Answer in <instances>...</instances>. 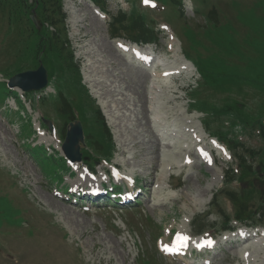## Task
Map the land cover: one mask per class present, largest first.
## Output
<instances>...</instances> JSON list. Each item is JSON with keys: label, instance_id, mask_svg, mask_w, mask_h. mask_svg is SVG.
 Returning <instances> with one entry per match:
<instances>
[{"label": "rangeland", "instance_id": "374dc122", "mask_svg": "<svg viewBox=\"0 0 264 264\" xmlns=\"http://www.w3.org/2000/svg\"><path fill=\"white\" fill-rule=\"evenodd\" d=\"M102 1L95 6L99 5L105 15L96 14L90 0H63L70 46L93 95L88 94L100 107L115 145L106 149L108 140L100 129L92 130L101 139L102 150L98 148V153L109 155L113 150L108 163L102 161L94 176L106 178L102 169L117 164L123 178L134 174L148 190L149 180L155 175L154 184L131 208L101 203L86 212L81 207L84 203L76 206L57 198L54 192L59 187L51 181L65 171L63 165L34 144L44 143L48 153L56 154L62 144L61 128L57 126L60 135L45 132V136L24 139V120L3 116L10 113L1 106L7 89L0 83V264H182L165 258L158 244L168 242L176 231L204 235L213 231L212 227L221 226L223 217L218 209L230 213L231 205L219 193L216 196L220 205H211L212 198L221 189L227 168H235L231 152L220 153L209 168L196 157L191 166H184L182 157L184 160L193 150L186 130L192 126L205 137H228L233 145L242 142L244 148L255 151L245 159L255 166L264 164V0H182V15L176 10L178 0H154L160 12L141 5L139 0H126L129 4L124 0ZM136 5L155 22L156 35L148 47L155 49L157 59L178 65L183 52L194 59L201 74L199 81L188 63L178 76L170 77L171 72L159 78L149 106L147 91L152 74L148 76L130 59L126 62L114 44L117 38L136 41L131 36L136 35L137 27H129L133 18L125 17L121 25L110 23L113 17L128 14ZM13 20L9 23L0 14V81L13 71L33 66V37L28 36L32 26L22 13L14 15ZM160 22L169 26L179 43L171 32L160 30ZM169 38L174 39L172 48H178L179 59L167 47ZM48 75L52 77L49 84L58 91L61 80L54 81L56 73L49 68ZM63 92L73 106L92 113L91 100L73 69ZM43 99L48 100L38 101L45 109L44 116L52 117L49 102L54 96ZM5 105L16 114L13 99H7ZM40 106L32 112L25 103L33 127L40 124ZM56 109L63 111L59 106ZM151 115L154 119L160 115V131L171 134L175 128L180 129L181 138L172 143L162 140ZM73 118L84 126L79 114ZM28 141L34 144H23ZM82 175L86 170L79 164L73 179L65 176V184L82 181ZM212 183H216L214 190L209 188ZM247 203L252 208L257 199ZM257 217L261 224H255L264 226V215ZM241 245L221 247L206 258L213 259L212 264H264V251L256 253V246ZM249 250L248 259L240 258Z\"/></svg>", "mask_w": 264, "mask_h": 264}, {"label": "trees", "instance_id": "16d2710c", "mask_svg": "<svg viewBox=\"0 0 264 264\" xmlns=\"http://www.w3.org/2000/svg\"><path fill=\"white\" fill-rule=\"evenodd\" d=\"M0 0V11L10 12L13 9H19L16 13H21V10H30L31 8H35L39 19L42 21L49 20V22L54 23L56 20H61L63 15L59 14V9L51 8V5H56L58 0ZM101 1V0H100ZM27 12V11H26ZM23 16V15H22ZM60 16V17H59ZM124 16L119 15L117 18V22L121 25L123 23ZM129 27L133 29L137 27V33L135 36H131L133 39L137 41H150L154 39V33L145 25L144 19L138 16H135ZM112 29L118 31L117 26H112ZM139 30V32H138ZM116 34V33H114ZM57 54L54 58L55 61H59L61 59L60 50H56ZM61 107H62V114L65 115L68 119H73L74 117V106L68 102L64 97L59 99ZM78 109V108H76ZM90 109L93 111V119L90 129L88 132L91 133L89 135L90 142L94 145L96 149L102 150L101 139L99 136H95L92 134V130L101 129V134L108 140L107 147H113L111 142L110 133L104 123L103 117L98 109V107L91 101ZM81 110V109H80ZM82 112V110H81ZM236 146V145H234ZM98 149V150H99ZM112 149V148H111ZM109 152H111L109 150ZM240 152H236V157L238 160V168H240L239 175H238V182L242 185H245L244 189H241V195H238L235 192L230 191L229 197L230 200L234 203L236 207V215L239 218L245 219L249 218L253 215V209H263V202H264V164L261 163L254 167L252 164L248 163L245 159V155L243 153L239 154ZM247 154L255 153L252 149H248L246 151ZM262 172L261 174H258ZM227 174H230L229 172ZM234 177L233 174L230 175L229 178ZM254 198L257 199V203L253 205V207H249L247 203L249 200H253ZM243 200V201H242ZM218 205L217 200L214 198L212 205Z\"/></svg>", "mask_w": 264, "mask_h": 264}, {"label": "water", "instance_id": "95a60500", "mask_svg": "<svg viewBox=\"0 0 264 264\" xmlns=\"http://www.w3.org/2000/svg\"><path fill=\"white\" fill-rule=\"evenodd\" d=\"M31 19L35 22L33 17H31ZM10 80L11 84L17 85L24 90L39 89L46 84V70L40 65L36 70L18 73L11 77ZM81 133L82 131L79 123L71 124V129L67 134V143L64 147L67 155L71 158L73 155L71 154L70 149L76 144Z\"/></svg>", "mask_w": 264, "mask_h": 264}, {"label": "bare ground", "instance_id": "6f19581e", "mask_svg": "<svg viewBox=\"0 0 264 264\" xmlns=\"http://www.w3.org/2000/svg\"><path fill=\"white\" fill-rule=\"evenodd\" d=\"M136 50V47H132V50ZM128 53H130V51H127ZM122 56H123V54H121ZM184 60V59H183ZM187 64L189 63V62H187L186 60H184ZM167 70H169V68H165L164 67V69L162 70L163 72L162 73H159V72H157L156 70H153V72H154V75L152 74L151 76H152V78H151V80H150V84L148 85V91H149V98H151L152 96H153V94H154V92H156V88H157V85H158V83H159V78H163V77H165V76H168V75H170L171 74V72H169V71H167ZM156 74V75H155ZM164 81V80H163ZM148 91H147V93H148ZM152 95V96H151ZM154 100H156V99H154ZM160 115H156L155 117L157 118L156 120H158ZM161 119V118H160ZM159 119V120H160ZM101 130V129H100ZM101 132V131H100ZM162 132H164V130H162ZM170 132V131H169ZM174 132V131H173ZM164 134H167V135H169L168 134V132H164ZM170 135H173V133H171ZM165 140H168L170 143H172V141L170 140V139H165ZM168 146V145H167ZM185 157H187L188 159H190L189 158V155L188 156H185ZM184 157V158H185ZM79 161H74V162H71L72 164H77ZM207 162H208V160H207ZM155 173V172H154ZM155 179V175L149 180V182H150V184L147 186L148 187V190H150L151 189V186H153V184H154V180ZM96 185V183H93V184H91V186H95ZM214 186H216V183H212L210 186H209V188H212V187H214ZM213 189V188H212ZM210 190V189H209ZM208 201V200H207ZM206 203V202H205ZM253 242H257L256 244L258 245V244H261L260 243V241L258 240H254ZM253 242H242L243 244H246V246H247V243H248V245L250 246V248H254V246L256 245L255 243H253ZM245 247V246H244ZM246 251V250H245ZM244 253V252H243ZM245 254V253H244Z\"/></svg>", "mask_w": 264, "mask_h": 264}, {"label": "snow or ice", "instance_id": "6c2138e0", "mask_svg": "<svg viewBox=\"0 0 264 264\" xmlns=\"http://www.w3.org/2000/svg\"><path fill=\"white\" fill-rule=\"evenodd\" d=\"M149 2V0H145V3H148Z\"/></svg>", "mask_w": 264, "mask_h": 264}]
</instances>
